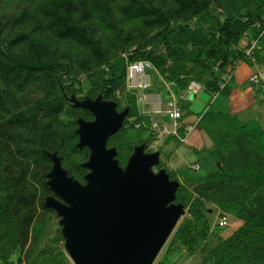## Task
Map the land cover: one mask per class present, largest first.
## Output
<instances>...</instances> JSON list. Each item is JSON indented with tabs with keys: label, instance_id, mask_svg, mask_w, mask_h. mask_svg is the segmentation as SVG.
<instances>
[{
	"label": "trees",
	"instance_id": "1",
	"mask_svg": "<svg viewBox=\"0 0 264 264\" xmlns=\"http://www.w3.org/2000/svg\"><path fill=\"white\" fill-rule=\"evenodd\" d=\"M244 38L245 45L256 40L260 47L251 58L244 54ZM238 60L264 65V0H0V264L46 259L45 252L32 254L39 225L53 212L44 205L54 196L47 184L51 154L67 176L86 183L82 164L90 152L77 146L76 130L78 120L94 115L74 105L72 96L113 102L127 110V122L140 117L124 125L125 132L148 133L136 94L127 90L129 63L149 61L162 79L174 82L176 94L197 82L212 95L227 89L219 90V82ZM147 92L164 89L153 82ZM208 114L206 131L215 147L210 169L189 179L192 190L179 183L175 203L188 217L156 264H176L184 253L203 248L209 254L204 264H264V137L254 123H239L228 113L207 111L199 122ZM111 138L108 148L115 145ZM136 144L129 142L125 152L116 145L120 167ZM209 203L220 216L241 221L211 249Z\"/></svg>",
	"mask_w": 264,
	"mask_h": 264
},
{
	"label": "water",
	"instance_id": "2",
	"mask_svg": "<svg viewBox=\"0 0 264 264\" xmlns=\"http://www.w3.org/2000/svg\"><path fill=\"white\" fill-rule=\"evenodd\" d=\"M191 99L190 111L200 114L210 95L202 91ZM70 101L94 115L92 121L78 120L76 130L77 146L90 152L82 164L88 169L86 183L67 176L60 158L51 154L47 184L59 200L49 196L44 203L60 217L69 257L74 264H153L186 213L175 203L179 182L164 169L153 171L159 152L145 153L144 144L119 166L116 148H108L107 141L120 130L127 110L119 113L115 103L100 97Z\"/></svg>",
	"mask_w": 264,
	"mask_h": 264
},
{
	"label": "rangeland",
	"instance_id": "3",
	"mask_svg": "<svg viewBox=\"0 0 264 264\" xmlns=\"http://www.w3.org/2000/svg\"><path fill=\"white\" fill-rule=\"evenodd\" d=\"M243 45H245V43ZM250 67L252 66L248 63L242 64L240 68L236 70L235 78L227 82V89L221 92L216 98L212 99L207 104L205 110L200 114H205L207 111L214 113H228L232 117H235L239 123H254L256 130L261 132L260 136L263 138L264 113L258 110L259 107H250L251 103H253L256 99L252 98V96L244 95L247 87H250L247 79V77L249 78L250 76V71H252ZM82 80L84 82V88L87 89L88 86L83 77ZM152 80L155 84V88L158 89L161 85L159 77L153 74ZM256 89L258 88L256 87ZM160 95H162V100L164 102L170 98L169 94L165 91ZM179 95L180 94H176L174 98L178 101V104L183 112V117L178 120L177 130L179 135L184 137L186 136L184 143H180L174 135L154 139L153 136L148 135L150 132L149 127L148 133L146 131H139L138 129H128L125 132L124 125L128 123L126 125V127H128L130 123H133L136 120V116L128 119V122L124 119L121 127L122 129L120 128L121 132L116 137L115 134L111 136V140L113 141V145L115 144L113 147H116L118 144L124 152L127 151V146L131 141L136 142V146L144 144L145 153L159 152V164L153 167V171L157 172L159 169H164L165 171L167 170L170 177L177 179L179 183L192 190L194 184L190 183L189 179H197L207 173V170L210 169L209 165L211 164V158L209 154L213 151L214 144L206 131V126L209 125L207 118H209L210 115H206V117L199 122L200 114H195L190 111L192 102L191 96L187 100H181ZM152 97L153 96L150 98ZM120 103V106L123 107L125 105V100L122 99ZM241 105H244L246 108L243 113L239 112ZM260 109H264V107L261 106ZM143 117L144 119L141 118V121L149 126L151 120L146 116ZM137 119H140V117ZM164 120L165 124L172 129L173 125L171 120L167 117H165ZM185 127H190V130L185 129ZM113 137H115L114 140ZM149 137H151V140ZM147 140H149L148 143L144 142ZM138 141L141 143H138ZM194 166H198L199 170L194 171ZM53 197L59 200V198L55 195ZM206 210L208 211L206 214L212 231V236H210V239L207 241V246L208 249H211L219 242V238H226L231 235V233L240 225L241 221L237 220L234 216L227 214L228 225L226 227L219 228L217 222L221 211L217 208V206L211 203L207 205ZM185 217H188L187 210L186 213L181 216L177 225ZM40 224L41 225H39L38 229L41 230L42 233L40 232L41 237L38 240V244L33 247V258L39 257V255L45 252L46 259L42 262V264H74L65 249V239L62 231L63 226L60 224V217L57 215L56 211L53 210V212L47 213L46 220ZM174 229L170 233L153 264H156L159 258L164 254ZM204 249L205 248L200 249L195 255H188L184 253L177 259L176 264H204L205 259L208 258L209 255L208 250ZM18 256V252L12 256L14 263L17 262Z\"/></svg>",
	"mask_w": 264,
	"mask_h": 264
},
{
	"label": "built area",
	"instance_id": "4",
	"mask_svg": "<svg viewBox=\"0 0 264 264\" xmlns=\"http://www.w3.org/2000/svg\"><path fill=\"white\" fill-rule=\"evenodd\" d=\"M259 48L258 42L255 40L250 45H245L244 54L246 57L251 58V56L254 54V51L258 50ZM251 60L254 61L253 58ZM241 63L243 62L238 60L234 64V69ZM150 71L159 77L162 88L166 93L169 94L170 98L166 102L162 100V95H160L161 93L147 92V90L153 85L152 74ZM233 73L234 72L232 71H227L224 75H222L219 82V90L225 88L227 82L231 80ZM248 80L252 86H260L264 90V69H258L254 74L249 76ZM126 83L127 90L136 94L137 103L140 106V114L151 120V123L148 127L149 130L154 134L155 138L158 139L165 136L174 135L180 143H184L186 136L184 137L179 135L177 130L178 120L183 117V112L178 104V101L174 98L176 95L173 91V87L175 86L174 82H169L162 79L157 70L149 61H139L129 63L127 65ZM202 91H204L203 87L199 83L192 82L185 91L180 93L179 98L181 100H187L191 95H198ZM218 95L219 92L210 95L209 102ZM151 96L153 97L150 98ZM165 117L171 120L173 125L172 129H170L165 124ZM138 126L139 124H136V127ZM185 129L190 130V127H185ZM197 168L198 166H194V169ZM227 223L228 219L226 216H219L217 222L219 227H225Z\"/></svg>",
	"mask_w": 264,
	"mask_h": 264
},
{
	"label": "crops",
	"instance_id": "5",
	"mask_svg": "<svg viewBox=\"0 0 264 264\" xmlns=\"http://www.w3.org/2000/svg\"><path fill=\"white\" fill-rule=\"evenodd\" d=\"M246 42V38H244L243 40H242V45L244 44ZM242 64H244V63H241V65ZM241 65H238L236 68H235V70H234V73H233V76H232V78H231V80H233L234 78H235V75H236V70L238 69V68H240V66ZM250 65V64H249ZM250 66H252V65H250ZM251 69H252V71H250L251 73L249 74V75H252V74H254L258 69H264V65L263 66H257V65H255V66H252V67H250ZM248 75V76H249ZM247 79H248V77H247ZM250 85V84H249ZM258 88V87H257ZM260 88H258V89H256V87H254V86H251L250 85V87H247V89H246V91L244 92V95H246V96H252V98H254V99H256L253 103H251V108H253V107H259V111L260 112H263L264 113V109H260L261 108V106L262 107H264L263 105H264V91L262 90V89H260ZM245 97V96H244ZM257 97V98H256ZM209 103V102H208ZM207 103V104H208ZM207 104L205 105V108H206V106H207ZM205 108L203 109V111L205 110ZM246 110V108H245V106L244 105H241L240 106V113H243L244 111ZM202 111V112H203ZM185 122V121H184ZM214 149H215V147H214ZM213 149V150H214Z\"/></svg>",
	"mask_w": 264,
	"mask_h": 264
},
{
	"label": "flooded vegetation",
	"instance_id": "6",
	"mask_svg": "<svg viewBox=\"0 0 264 264\" xmlns=\"http://www.w3.org/2000/svg\"><path fill=\"white\" fill-rule=\"evenodd\" d=\"M84 97H86V95H83V98H84ZM83 98H82V99H83ZM80 100H81V99H80ZM116 110H117L119 113L122 112V109H121V108H119V109L116 108ZM110 138H111V137H110ZM110 138H109V139H110ZM109 139H108V140H109Z\"/></svg>",
	"mask_w": 264,
	"mask_h": 264
}]
</instances>
